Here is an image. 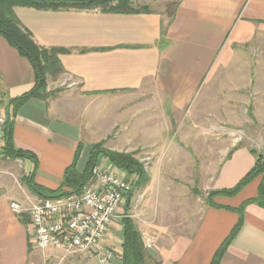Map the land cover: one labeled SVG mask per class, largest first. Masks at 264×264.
I'll return each mask as SVG.
<instances>
[{"label": "crops", "instance_id": "1", "mask_svg": "<svg viewBox=\"0 0 264 264\" xmlns=\"http://www.w3.org/2000/svg\"><path fill=\"white\" fill-rule=\"evenodd\" d=\"M14 14L38 46L65 50L58 56L63 69L59 75L71 80L75 94L60 100L31 99L13 117L14 147L32 154L36 165L30 159L6 158L0 149V264L51 263L45 256L48 249L33 246L28 218L12 213L9 204L18 201L28 207L39 200L27 180L55 189L78 145H82L81 167L91 143L87 135L100 142L108 135L105 129L125 138L126 148L117 146L116 138L114 150L159 153L162 165L167 147L160 136L173 133L176 139L171 145L178 159L165 166L188 175L191 195L168 187L172 193L163 194L159 214L149 217L150 205L139 210L135 201L133 214L129 209L136 195L133 190L124 210L139 221L133 223L142 240L154 237L147 251L161 264H209L238 215L213 208L204 199L200 205V196L192 189L198 183L196 189L206 199L209 191L234 187L254 165L250 146L242 142L238 146L227 138L218 146L216 137L230 136L228 131L235 126L241 132L248 97L254 111L263 107L264 98L252 93L250 73L257 64L256 54L264 56V0H179L171 19L152 10L116 14L15 7ZM33 83L28 60L0 35V113L5 115L7 102ZM94 101L103 103L105 111L84 134L85 123L79 117L83 110L77 106L84 103L85 109ZM151 104L158 105L154 115ZM138 118L143 119L138 124L142 133L119 131V123L125 126L124 121ZM196 173L197 183L191 181ZM152 181L148 177L141 202ZM258 184L255 179L238 195L215 197L213 202L236 208L256 195ZM120 233L112 229L105 242L115 249L114 264L120 261ZM220 264H264L262 208L254 204L245 208L242 227Z\"/></svg>", "mask_w": 264, "mask_h": 264}, {"label": "trees", "instance_id": "2", "mask_svg": "<svg viewBox=\"0 0 264 264\" xmlns=\"http://www.w3.org/2000/svg\"><path fill=\"white\" fill-rule=\"evenodd\" d=\"M177 4L178 2L173 4L172 7L168 6V8H165L164 14L168 19L173 17ZM15 7L51 11L99 10L105 13L116 14L150 12V9L147 6L136 8L131 3V0H0V35L20 56L28 60L34 72L32 87L22 95L10 99L5 106L6 113L4 116L6 123L3 129L4 144L1 148V153L4 157L10 159H30L36 165V160L32 154L14 147L12 134L13 117L31 99L46 100L51 97L46 91L47 76L58 75L63 72L58 56L64 53L65 50L38 46L14 14ZM81 149L82 145L79 144L72 163L65 168L62 179L55 189H46L31 180H27L26 184L28 188L39 200L78 195L82 187L88 183L91 169L97 166L98 157L100 156L111 166L118 168L127 175H135L137 177L135 188L145 186L147 183V176L141 163L132 154L106 149L103 147L102 142H97L90 144L83 165L78 167ZM251 153L255 158L254 165L234 187L212 190L207 193L205 202L209 206L231 211L238 215L236 224L216 249L209 264H220L228 246L242 227L244 210L248 205L254 204L264 210V156L258 155L253 150H251ZM255 179H259L256 195L243 201L238 207L221 206L213 202L215 197L231 198L238 195L243 188ZM192 192L196 195L199 193L196 188L192 189ZM19 216L27 217L29 220L28 215L20 214ZM120 225L121 245L119 264H161L157 258L152 257L145 250L141 234L136 229L131 217L127 216L123 218Z\"/></svg>", "mask_w": 264, "mask_h": 264}, {"label": "rangeland", "instance_id": "3", "mask_svg": "<svg viewBox=\"0 0 264 264\" xmlns=\"http://www.w3.org/2000/svg\"><path fill=\"white\" fill-rule=\"evenodd\" d=\"M178 0H131V3L133 4L134 7L138 8L140 6H147L150 10L152 11H157V12H165V8L168 6L172 7L173 4L177 3ZM255 61L257 62L256 66L254 67L251 75V79L254 82V86L252 89V93L256 97H262L264 98V56L256 54ZM260 63V65H259ZM73 83L71 80H69L67 77L63 75H48L47 76V86H46V91L50 94L51 98H57V100H60L61 97L64 96H69L74 95L71 91L70 85ZM75 87V86H74ZM74 89V88H73ZM72 97V96H71ZM73 100V98H70ZM248 102L246 104V116H241V121H240V130L241 132L237 131L236 129L237 126L233 127L236 129H230L228 132L231 133L230 136L225 137V136H217L216 137V144L218 146H222V143H225L226 139L232 140V142L235 141V143L239 146L241 142L246 144L247 146H250L252 150L257 153L258 155L264 156V104L263 107L260 108L258 111H254V104L253 100L250 99V97L247 98ZM251 100V101H250ZM103 103L100 102H92L88 106L85 107V104H80L79 107L77 106V110L79 108L81 114L79 117H81L80 122L83 124L85 123V126L83 127V132L84 134H87V132H90V129L94 126L96 123V119L98 116H100L104 111L105 108L103 109ZM102 106V107H101ZM81 108V109H80ZM100 108V111H97ZM80 111H77V114L80 113ZM150 112L153 114L154 112H158V105L151 104L150 107ZM255 114L257 115L258 118H256ZM154 115V114H153ZM123 123H126L125 126H122L121 123H119V131L125 135L129 133H142V130L140 126V129L138 130V124H143V119L138 118V119H130L127 121H124ZM238 126V127H239ZM105 129V128H104ZM108 135L104 137L105 139L103 141H100L103 143V147L112 151L120 152L117 150H114L113 146L116 145L118 139V143L120 148H126L125 144L126 141L124 140L125 138L117 137V132L111 133V130L105 129ZM126 130V131H124ZM135 130V132H133ZM105 133V132H104ZM136 133V134H137ZM86 136V135H85ZM140 137V136H138ZM176 137L173 135L172 132H166L165 135L160 136L161 143L164 144V148H166L165 152V163H171L172 165H175L177 158V153L176 151L172 149L171 143L175 141ZM86 140H89L91 143H97L99 141H96L95 137L88 136L86 137ZM90 146V145H89ZM160 148V147H159ZM122 153H130L133 155L135 159H137L142 167L143 170L145 171V174L147 176V182H148V177L150 181V177H152L153 181L150 184L149 190L147 193H145L144 196V202H141V197L143 194L144 186L135 188L134 194L132 200L130 201L129 209L132 211V206L135 204V206L138 204L139 210L143 209L144 205H150V212L148 214L149 217L152 216V214H156L160 212L161 210V204H162V197L163 194H171L172 191L168 189L169 188H179L181 192H184V194H190V188L193 187L188 181L187 177L188 175H185L181 173L180 171H177L176 168L170 167V166H165L162 165L160 162V156L159 153L153 154V152L150 151H145L141 149H136L130 152L127 151H121ZM161 154V153H160ZM164 154V153H162ZM219 156V153L216 152V157ZM218 162V161H216ZM110 164L104 160L103 157H98L97 161V167L99 169H106ZM114 166H112L113 168ZM111 168V167H110ZM125 173V172H124ZM126 174V173H125ZM127 175V174H126ZM197 173L193 175L191 181L197 183ZM129 175H127V178ZM164 181L168 183L165 185L161 184V181ZM206 181V180H205ZM204 181V182H205ZM196 188H199L198 183L196 184ZM126 195L123 198L124 203H126L127 199ZM198 196H200L201 201L199 202L200 205L202 204V200H205V193H198ZM138 199V200H136ZM136 201V202H135ZM135 202V203H134ZM150 204H149V203ZM145 207V206H144ZM191 211L192 214L195 213V210L197 209V205L194 203L191 206ZM130 211V212H131ZM141 216V215H140ZM136 222L138 221L137 219H134ZM140 218H145L143 215ZM139 222V221H138ZM102 246H112L107 244V243H102ZM113 247V246H112ZM45 256L46 258L51 261L49 264H96L94 256L91 255H81L77 253H69V254H64L62 250H54V249H48L45 251ZM113 260V264H114ZM48 264V262H46Z\"/></svg>", "mask_w": 264, "mask_h": 264}, {"label": "built area", "instance_id": "4", "mask_svg": "<svg viewBox=\"0 0 264 264\" xmlns=\"http://www.w3.org/2000/svg\"><path fill=\"white\" fill-rule=\"evenodd\" d=\"M5 116L0 113V149L4 144ZM137 177L116 167H93L90 179L78 195L42 199L26 207L12 201L9 208L16 215L27 214L31 225L32 244L44 251L54 248L66 254L93 255L97 264H113L112 246H102L112 229L121 231L120 222L128 214L123 198L136 186ZM154 237L144 236L146 250L153 247Z\"/></svg>", "mask_w": 264, "mask_h": 264}]
</instances>
